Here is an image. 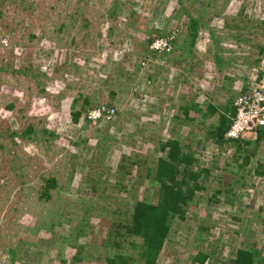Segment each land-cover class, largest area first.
Segmentation results:
<instances>
[{
    "label": "rangeland",
    "instance_id": "374dc122",
    "mask_svg": "<svg viewBox=\"0 0 264 264\" xmlns=\"http://www.w3.org/2000/svg\"><path fill=\"white\" fill-rule=\"evenodd\" d=\"M233 81L264 90V0H0V264H106L109 238L138 264L141 239L120 236L121 225L136 200L156 202L151 179L168 140L207 175L172 221L162 263L264 255V136L241 139L254 155L240 167L236 144L210 135L219 112L203 117L210 103L231 107ZM77 96L89 104L74 121ZM196 104L190 122L183 108ZM101 105L114 116L91 122ZM38 175L58 181L46 204L63 216L51 232L32 229L47 209Z\"/></svg>",
    "mask_w": 264,
    "mask_h": 264
},
{
    "label": "trees",
    "instance_id": "16d2710c",
    "mask_svg": "<svg viewBox=\"0 0 264 264\" xmlns=\"http://www.w3.org/2000/svg\"><path fill=\"white\" fill-rule=\"evenodd\" d=\"M194 24L195 21L193 20ZM152 41V40H151ZM44 87L40 88L44 92ZM79 95V94H78ZM77 96L72 98V105L74 110L70 111L71 117L74 121H77L82 116L84 104L88 105V98ZM61 98V97H60ZM82 101L79 108L76 110V102ZM10 104L7 105V107ZM12 105V104H11ZM9 106L12 107V106ZM195 105V108L185 107L184 115L187 119H190V112L195 109V113H200L202 110ZM108 106V105H107ZM111 107V106H110ZM207 112L203 114V117L208 118L214 114H218L217 122L212 126L210 135L217 143L224 142V135L230 124V117L233 115V108L224 106L221 110H218L214 105L207 106ZM190 109H192L190 111ZM33 126L28 125L25 132L29 135L33 133ZM47 133L53 135V132L45 130ZM255 143L259 142L264 136V130H258L254 133ZM237 151L243 152V161L239 164L240 167H244L250 161V158L254 155L253 150L248 148L252 143L251 140H234ZM160 152L164 153V156L157 158L154 175L151 179L152 185L156 186L158 196L155 203L147 202L145 200H136L133 204L132 214L129 221L122 223L121 226L125 227V232L120 233L123 235H133V237H139L140 243L139 248V259L138 264H163L161 254L163 247L167 244V237L171 229V223L175 219L184 220L186 214V208L189 203L193 200L194 194L197 190L201 189L200 177L204 174L207 175V170L203 168L193 169L194 165L197 166V160L193 157L192 153L185 152L184 146L178 140H168L160 145ZM195 163V164H194ZM124 168L123 164H118V174L122 172ZM127 170L126 173H128ZM255 173L258 175L264 174V166L258 164L255 169ZM91 181L97 182L95 176L90 175ZM40 184H36L35 194L38 203L46 206L47 209H41V215L37 218L34 229L35 233L38 229H48L45 231H52V227L57 223V219L63 216V213L56 210L53 211L51 205L47 206L49 200L52 197L51 191L58 188V181L51 175H38ZM47 203V204H46ZM260 210L264 214V204ZM85 218L77 223V228L81 229V222ZM109 237H115L118 235V231L114 236L111 235L108 230ZM77 238V237H76ZM75 239V238H74ZM73 242V241H72ZM111 238L107 240V246L111 248L112 254L105 257L106 264H133L134 258L130 255L125 254L123 251H117L121 245L118 241H113V244H109ZM80 248V247H79ZM114 249V251H113ZM79 250L77 253L79 254ZM74 259H79L75 257ZM209 259L208 253L198 252L193 257V262L198 261L200 264H205ZM231 264H264V255L257 251L255 248L249 249H238L235 253L234 258L230 259Z\"/></svg>",
    "mask_w": 264,
    "mask_h": 264
},
{
    "label": "built area",
    "instance_id": "2783aa9c",
    "mask_svg": "<svg viewBox=\"0 0 264 264\" xmlns=\"http://www.w3.org/2000/svg\"><path fill=\"white\" fill-rule=\"evenodd\" d=\"M232 108L233 115L224 135L228 141L241 140L258 130H264V90L250 86L233 99ZM114 113L113 107L101 105L90 110L87 117L95 123L97 120H109Z\"/></svg>",
    "mask_w": 264,
    "mask_h": 264
},
{
    "label": "crops",
    "instance_id": "0c3cea01",
    "mask_svg": "<svg viewBox=\"0 0 264 264\" xmlns=\"http://www.w3.org/2000/svg\"><path fill=\"white\" fill-rule=\"evenodd\" d=\"M231 87L233 88V90H235V91H237L236 92V95L237 94H239V93H241V92H243L244 90L243 89H245V88H247L248 86H246V85H242V82L241 81H237V82H234L233 81V83L231 84ZM243 90V91H242ZM246 90V89H245ZM211 104V103H210ZM210 104H208V105H210ZM232 105V104H231ZM198 107L201 109V107H200V104L198 105ZM230 107V106H229ZM184 109L185 108H183V111H184ZM192 109H190V111H191ZM184 113V112H183ZM190 114H191V116H190V119H188L190 122L191 121H195L196 120V118H197V113H195V109L192 111V112H190ZM185 116V115H184ZM187 118V117H186Z\"/></svg>",
    "mask_w": 264,
    "mask_h": 264
}]
</instances>
